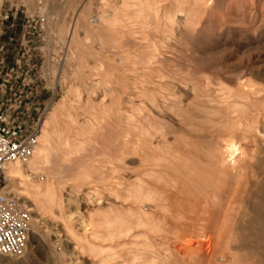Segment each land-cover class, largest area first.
<instances>
[{
  "label": "bare ground",
  "instance_id": "6f19581e",
  "mask_svg": "<svg viewBox=\"0 0 264 264\" xmlns=\"http://www.w3.org/2000/svg\"><path fill=\"white\" fill-rule=\"evenodd\" d=\"M96 1L99 23L86 24L87 0L65 38L96 103L88 118H75L81 96L69 86L42 122L33 155L5 167L3 191L30 209L32 230L50 214L79 250L116 258L117 247L132 244L123 264H264V88L246 66L230 74L222 60L196 55L194 42L177 37L176 25L196 24L198 7L211 1L174 0L172 9L161 0ZM103 129L116 130L107 145L95 139ZM96 144L106 164L95 169L85 160ZM100 183L113 197L109 209L87 214L81 189ZM178 195L192 201H181L190 211L204 204L197 228L177 212Z\"/></svg>",
  "mask_w": 264,
  "mask_h": 264
},
{
  "label": "rangeland",
  "instance_id": "374dc122",
  "mask_svg": "<svg viewBox=\"0 0 264 264\" xmlns=\"http://www.w3.org/2000/svg\"><path fill=\"white\" fill-rule=\"evenodd\" d=\"M13 1L16 2V0H2V3L0 4V14L4 12L12 4ZM88 1L90 3V12L89 14H87L88 15L87 19L89 20L86 19L87 20L86 24L89 22L90 25L92 24L91 26L95 27L96 24L99 23V18L96 14L97 1L96 0H88ZM210 1L211 3L208 7H204L201 5L198 7L197 12L199 13V17H198V21H196L197 22L196 24L191 25L190 27L185 26V23H180L178 24V26L176 25V30L178 32L177 37L181 41L189 40L194 42L193 45L195 46L194 48L196 55L199 56V55L208 54L213 58L222 60L221 62L225 67L224 70L230 71L231 72V73L229 72L230 74H232L233 71L235 73L236 70L237 71L240 69L244 70L243 67L246 66L244 70L245 72L244 74L247 77H249V79L252 80L254 83L256 82L255 84L256 85L258 84V87H260L259 85H261V88L262 87L264 88V0H210ZM17 2L21 3L24 6V8L29 12H32L40 8V12L46 14L48 22L45 28V32L43 33V36L48 40V49H46L45 52L46 55L48 54L49 57L47 59H44V62L45 61L46 62L43 63V65L41 64L43 60H41L39 57L36 56L32 58V62L37 63L35 67H37L39 73L40 72L42 73L41 71L42 68L44 69V72L49 75L48 77H46L47 80L46 83L47 82L51 83L52 82L51 80H53V78H58L59 84L57 86L58 87L57 98L55 102L52 103L51 105H47V101L49 100L51 92L45 90H39L36 93H34L33 96L34 98L38 99V103L36 105L31 107H21V108H11V109L12 110L15 109V111L18 112L20 119L27 126H34L37 122H39L41 128L42 122L49 115L48 113L52 110L54 105L57 102H59L63 98V96L67 94L68 90L71 89V88L69 89V86L71 87L72 85V87L74 86L79 89L78 91L80 92V96H81L80 100L82 103L81 106L80 104L78 105L80 107L75 106L74 109H72V112L79 114L77 117V115L74 113L75 115L74 117L78 118L79 120H83L85 117L88 118L89 116L88 112L91 111L92 105L96 103L94 101L96 99L95 93H92L93 90L91 86H89L91 84L90 83L91 78L90 76H88V74H86L87 72H83L82 74H80L83 77H81L80 75L77 76V74L74 72L75 68L73 67L74 66L73 61L71 59H68L69 52L67 50L69 49L67 48H69V45L67 40L65 39L68 38L67 36L68 33L70 32L69 28L71 27L72 23L74 24L73 20H75L74 15L76 14V10H78L80 7L85 5L87 0H18ZM161 4L166 9L167 8L172 9L174 8L176 3L174 0H161ZM12 31L13 34L17 37V39L14 42V46L13 47H11V45L8 46L7 48L8 51L3 53L2 55L3 56L2 66H4L3 73L5 72L6 66L13 65V62L15 61V57L13 58L12 51H14L15 49L17 53L15 54V56L22 57L21 61L23 64L19 69V71L20 72L22 71V77H23V75L27 70L24 64L26 63L25 59L27 58V55L26 54L23 55V53L28 52L30 44H28L26 47L21 46L20 37L23 33V30L20 26ZM9 32L10 31L8 29L5 30V34L8 35ZM157 38H159V36H157ZM61 41H63L66 50L64 51V57H62L63 58L62 63L61 62L57 63L55 60L56 59L55 55L57 54L56 47L60 44ZM162 50H164L162 52L166 58L170 57L168 53L169 51L168 48H163ZM165 50H167V52ZM67 59L71 60L72 65L71 63L70 64L68 63L69 61ZM86 62L88 63L85 64L86 67H90L92 63L91 58H89ZM37 75L38 73L35 74V76ZM39 81L41 82V84L44 83V80L41 79V77H39ZM211 86L212 85H210V87ZM213 89L216 91L217 87L214 86ZM210 90H212V87ZM210 92L212 93V91ZM4 109L6 108H0V110H4ZM63 126L64 124H62V127ZM113 130L115 129H111L110 131L108 129L107 130L103 129L101 130V133L100 131H97L94 134L95 137L96 136L97 137L96 138L93 137V138H95L99 143H100V139L102 138L103 143L101 142V144L105 145L104 141H106V145H107L106 138L111 137L114 140V138L116 137V130L115 131ZM104 132L106 133V135L107 132H111V134L109 133L106 137ZM98 137L100 138L98 139ZM112 139H111V143L113 145L114 141H112ZM96 145H97L96 147H98V144ZM100 147L97 148L99 149L98 151L91 150L89 151L90 153L87 152L90 155L86 153V156L87 155L89 156V158L87 159L90 160L89 161L85 158L86 159L85 161H88L86 162V164L88 163V165H90L91 167L92 165H94L93 166L94 168L95 166H99V165L104 166L106 164V163L104 164L105 160L104 158H102V155H98L100 150L102 149V148L100 149ZM257 156L262 158L263 155L262 156L257 155ZM102 161L104 162L102 163ZM122 177H125L124 179H126V177H130L131 179L133 178L131 174L126 175V173H124ZM99 185L100 186H98L97 189L90 188L89 185L88 186L84 185L81 189L82 191L81 194L85 199L83 207L84 209L88 207V209H85L87 214L102 213L109 209L110 206L109 200H111L113 197L112 195H110L109 189L107 187H104L102 183H100ZM62 193L64 196H67V194H69L68 188L67 187L64 188L62 190ZM174 197L175 198L172 199L171 201L173 200L176 201L178 199L176 201L178 205L176 204V202L173 201L178 208L177 212L179 211L181 213L179 214L183 216L182 218H184V215L185 216L188 215V217H190V220L186 217L187 221L189 220L190 223L188 221L187 222L188 224H186V219H184L185 221L184 224H186V226L189 228V226H192L194 223H197L194 224L197 228V225H199L200 223L198 214L200 215L201 212L203 213L205 212L204 211L205 209H203L204 204H201L202 206L201 207L200 204L198 203L196 205L199 207L198 209H200L198 210L196 209L197 208L196 206H194V208L193 206H191L192 201L187 199L186 196L178 195L177 197L176 196ZM183 197H185L187 200L190 201L191 204L190 209L192 208L194 210L191 209L190 211L188 210V208L186 209V206L188 207L189 205L188 204L189 201L187 202L186 200V202L184 203L181 202V201H185V198ZM182 198L183 200H181ZM175 205H172V207H174ZM170 206L168 204V209H170L172 212H176V209L174 208L175 209L174 210ZM234 206H236L237 210H235ZM234 206H233L234 210H231V212L238 211L237 205ZM180 208H182V210ZM180 210L184 212L182 213ZM196 211L197 212L201 211V212L197 213ZM194 212H196L195 214L197 215V217H195ZM192 213L194 215L193 218L195 219L197 218L196 220H193V218L191 217ZM175 214L176 213H174V215ZM204 214L206 215V213ZM204 214L199 217L202 219L204 217ZM178 216L177 218L179 219ZM180 219L179 221L175 220V222H181L182 220L180 221ZM197 220L199 223L197 222ZM60 223L61 222L58 218H54L50 214H46V213L42 214L40 217L37 218L36 229L32 230L30 234V241L26 253L19 258L0 255V264H18V263L21 264H73V263L74 264H123L122 261L124 262L125 258H126L125 263H128V258L130 257H126V256L131 255L129 254L130 249L128 248L132 247L133 246L132 244H130L131 245L130 247H128L129 246L128 244L117 247L116 250L113 252L116 255V258H113L111 256L112 253L105 252V254L109 255L108 257H110V258L108 257L106 258V255L103 254L104 252H100L99 254H97V251L96 249L94 250V248L93 250L90 249V251L89 249L87 250V248L84 249L85 251L83 249L79 250L78 248H76V245L73 243V241L69 238V236L67 237L66 234L64 233V230L60 226L61 225ZM137 238L139 237L137 236ZM58 254L59 256L61 255L64 256L63 261L55 260L56 259L55 256ZM100 254L103 255L100 256ZM118 256L120 257V259L118 258ZM203 263H205V261H203L201 264Z\"/></svg>",
  "mask_w": 264,
  "mask_h": 264
},
{
  "label": "built area",
  "instance_id": "2783aa9c",
  "mask_svg": "<svg viewBox=\"0 0 264 264\" xmlns=\"http://www.w3.org/2000/svg\"><path fill=\"white\" fill-rule=\"evenodd\" d=\"M17 1H13L0 14V108H6L0 110V255L9 257H19L26 253L32 232V216L30 209L18 196L3 191L7 185L4 169L13 161L27 162L34 153L40 134L39 122L34 126H27L18 112L11 108L36 105L38 99L33 96L39 90L51 92L47 101V105H51L57 98L59 84L58 78H53L47 84L46 77L49 75L42 68V73H39L35 67L37 63L32 62V58L36 56L43 60V65L46 62L44 59L49 57L45 52L48 49V40L43 36L48 22L46 14L40 12V8L29 12ZM19 26L23 30L21 46L30 44L28 52L23 53L27 55L24 63L27 70L23 77L22 71H19L23 64L22 57L15 56V49L12 51L13 58L15 57L13 65L6 66L4 73L2 66L3 53L8 51V46L13 47L17 39L12 30ZM6 29L10 31L8 35L5 34ZM57 47L55 60L62 63L65 51L63 41ZM39 77L44 83L41 84Z\"/></svg>",
  "mask_w": 264,
  "mask_h": 264
}]
</instances>
